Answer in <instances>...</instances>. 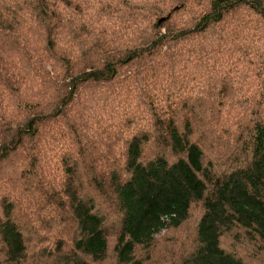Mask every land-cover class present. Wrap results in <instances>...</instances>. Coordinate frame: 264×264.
Listing matches in <instances>:
<instances>
[{
	"label": "trees",
	"instance_id": "obj_1",
	"mask_svg": "<svg viewBox=\"0 0 264 264\" xmlns=\"http://www.w3.org/2000/svg\"><path fill=\"white\" fill-rule=\"evenodd\" d=\"M254 263L264 0H0V264Z\"/></svg>",
	"mask_w": 264,
	"mask_h": 264
},
{
	"label": "rangeland",
	"instance_id": "obj_2",
	"mask_svg": "<svg viewBox=\"0 0 264 264\" xmlns=\"http://www.w3.org/2000/svg\"><path fill=\"white\" fill-rule=\"evenodd\" d=\"M25 199V198H24ZM161 233H163V231L161 232ZM246 251V250H245ZM247 253L249 252V249H248V251H246ZM249 254V253H248ZM255 264V263H254Z\"/></svg>",
	"mask_w": 264,
	"mask_h": 264
}]
</instances>
